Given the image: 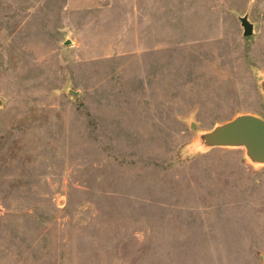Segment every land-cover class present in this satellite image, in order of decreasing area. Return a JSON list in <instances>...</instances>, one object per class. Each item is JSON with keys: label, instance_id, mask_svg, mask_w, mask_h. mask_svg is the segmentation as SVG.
<instances>
[{"label": "rangeland", "instance_id": "374dc122", "mask_svg": "<svg viewBox=\"0 0 264 264\" xmlns=\"http://www.w3.org/2000/svg\"><path fill=\"white\" fill-rule=\"evenodd\" d=\"M263 82L264 0H0V264H264Z\"/></svg>", "mask_w": 264, "mask_h": 264}, {"label": "water", "instance_id": "95a60500", "mask_svg": "<svg viewBox=\"0 0 264 264\" xmlns=\"http://www.w3.org/2000/svg\"><path fill=\"white\" fill-rule=\"evenodd\" d=\"M244 36L254 34L255 25L248 14L240 16ZM264 93V82L262 83ZM202 146L245 148L246 156L254 164H264V118L242 113L199 135Z\"/></svg>", "mask_w": 264, "mask_h": 264}]
</instances>
